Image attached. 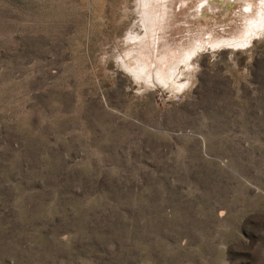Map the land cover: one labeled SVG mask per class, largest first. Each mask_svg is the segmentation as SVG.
I'll return each mask as SVG.
<instances>
[{
	"label": "rangeland",
	"instance_id": "rangeland-1",
	"mask_svg": "<svg viewBox=\"0 0 264 264\" xmlns=\"http://www.w3.org/2000/svg\"><path fill=\"white\" fill-rule=\"evenodd\" d=\"M228 1L0 0V264H264V2Z\"/></svg>",
	"mask_w": 264,
	"mask_h": 264
},
{
	"label": "bare ground",
	"instance_id": "bare-ground-1",
	"mask_svg": "<svg viewBox=\"0 0 264 264\" xmlns=\"http://www.w3.org/2000/svg\"><path fill=\"white\" fill-rule=\"evenodd\" d=\"M216 2H219L220 4H222V7H225L226 9H230L234 4L231 2H227V0H216ZM202 3H206L209 4L208 0H206V2H201L199 3V6H201L200 4ZM255 7L256 5L252 2V0H247L243 6L240 9L241 15H243L244 21H246L247 19H251V17L253 16V13L255 11ZM255 23V22H254Z\"/></svg>",
	"mask_w": 264,
	"mask_h": 264
},
{
	"label": "snow or ice",
	"instance_id": "snow-or-ice-1",
	"mask_svg": "<svg viewBox=\"0 0 264 264\" xmlns=\"http://www.w3.org/2000/svg\"><path fill=\"white\" fill-rule=\"evenodd\" d=\"M208 2L210 3V2H211V0H208ZM261 2H264V0H261Z\"/></svg>",
	"mask_w": 264,
	"mask_h": 264
},
{
	"label": "water",
	"instance_id": "water-1",
	"mask_svg": "<svg viewBox=\"0 0 264 264\" xmlns=\"http://www.w3.org/2000/svg\"><path fill=\"white\" fill-rule=\"evenodd\" d=\"M225 9V7H223Z\"/></svg>",
	"mask_w": 264,
	"mask_h": 264
}]
</instances>
